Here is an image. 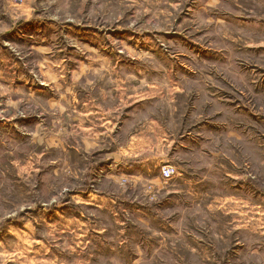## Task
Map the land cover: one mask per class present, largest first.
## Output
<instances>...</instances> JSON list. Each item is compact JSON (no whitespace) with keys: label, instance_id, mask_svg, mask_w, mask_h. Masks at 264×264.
Returning a JSON list of instances; mask_svg holds the SVG:
<instances>
[{"label":"rangeland","instance_id":"rangeland-1","mask_svg":"<svg viewBox=\"0 0 264 264\" xmlns=\"http://www.w3.org/2000/svg\"><path fill=\"white\" fill-rule=\"evenodd\" d=\"M12 26L0 33V264H264V0H0V31ZM82 68L126 73L150 111L187 122L189 168L211 171L186 207L161 170L96 181L135 189L144 206L121 207L129 225L88 209L81 223L72 197L50 208L87 177ZM220 194L227 208H208Z\"/></svg>","mask_w":264,"mask_h":264},{"label":"crops","instance_id":"crops-1","mask_svg":"<svg viewBox=\"0 0 264 264\" xmlns=\"http://www.w3.org/2000/svg\"><path fill=\"white\" fill-rule=\"evenodd\" d=\"M33 9L35 11V8ZM13 29L14 26L0 33L12 38ZM109 29L105 31L106 34L110 33ZM111 59L86 57L81 62H99L106 65ZM125 64L123 63L122 66ZM84 69L79 71V93L76 92L77 97L75 95L76 98H73L74 101L79 100L80 170L84 171L87 177L86 180H81L79 188L65 189L64 197L59 200L53 199L50 208H60L72 197L79 203L81 223L91 222L90 217L85 218L83 212V209H88L107 210L113 218L129 225L130 219L120 211L121 207L125 212L139 214L144 206L138 201L135 189L122 190L119 187L118 190H106L96 184V181L108 178L115 182L116 177L122 174L133 178H151V181L157 182L158 179L162 180L161 165L165 162H171L177 167V174L171 179V184L165 186L166 193L172 194L171 203L176 205L175 198L179 202V207L186 203L189 200L187 196L191 197L190 195L195 191L191 188L194 186L193 188L200 190L201 181L211 171V167L208 168L209 170L203 169L199 172L189 168L190 162L187 158L191 157L188 155L192 152L190 145L193 140H189L191 132L187 128V122L183 120L179 123L174 119L177 116L176 108H171L173 119L170 123L165 121L158 111H150L147 108L148 101L142 96L141 89L136 88L133 91L132 84L124 80L125 72V74L117 73L106 68L103 71L107 72L96 73L95 70ZM65 76L60 74L61 78ZM49 81L54 83L55 79L49 78ZM192 176L197 180L193 181ZM203 199L199 198L198 204L194 201L193 205L202 206ZM228 201L227 195L224 197L220 194L218 199L212 200L211 197L207 199L206 206L212 208L214 202L216 208L213 207L221 211L227 208ZM36 205L37 203L28 206L27 209L33 211ZM163 206L164 201L160 204L161 209ZM208 221L211 222V219ZM248 222L247 225L254 224L253 220ZM156 225L163 231L165 227L163 218L157 219ZM208 251L209 259L217 254L213 247Z\"/></svg>","mask_w":264,"mask_h":264},{"label":"built area","instance_id":"built-area-1","mask_svg":"<svg viewBox=\"0 0 264 264\" xmlns=\"http://www.w3.org/2000/svg\"><path fill=\"white\" fill-rule=\"evenodd\" d=\"M161 170H162V176L166 180L172 179L177 174V167L173 165L171 162H165L161 166Z\"/></svg>","mask_w":264,"mask_h":264}]
</instances>
